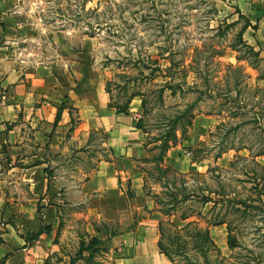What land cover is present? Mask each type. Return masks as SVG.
<instances>
[{
    "label": "rangeland",
    "instance_id": "rangeland-1",
    "mask_svg": "<svg viewBox=\"0 0 264 264\" xmlns=\"http://www.w3.org/2000/svg\"><path fill=\"white\" fill-rule=\"evenodd\" d=\"M16 1L17 58L58 73L74 69L75 63L92 66L108 92V106L123 107L138 94L137 119L149 149L170 130L186 129L169 153L176 173L194 175L189 185L197 194L205 195L207 189L222 192L225 184L229 198L247 200L245 208L236 207L240 214L230 212L236 219L233 251L226 243L225 226L209 228L224 264H264V50L246 45L243 21L231 23L226 8L230 0ZM88 150L91 160L109 158L102 133L90 135ZM195 152L203 159L190 170ZM90 169H53L67 180L68 188L59 214L63 251L70 264H113L117 252L103 244L91 253L83 250L89 240L86 222L78 214L83 205L69 187L84 180L81 174ZM173 180L178 190L184 188L182 179ZM152 181L149 178L146 189L150 196L131 201L115 225L135 224L137 208L153 203L152 194L160 190ZM192 201L186 204V214L192 210L210 216L212 203L201 207ZM180 214L161 218L162 245L175 264L202 262L192 239L170 224H206L196 217L181 222Z\"/></svg>",
    "mask_w": 264,
    "mask_h": 264
},
{
    "label": "crops",
    "instance_id": "crops-1",
    "mask_svg": "<svg viewBox=\"0 0 264 264\" xmlns=\"http://www.w3.org/2000/svg\"><path fill=\"white\" fill-rule=\"evenodd\" d=\"M227 5L231 23L247 25L241 32L246 45L264 50V0ZM17 8L16 0H0V260L70 264L59 218L67 180L53 169L90 165L81 174L84 180L69 187L83 205L78 214L89 239L117 252L113 264H171L158 248L162 216L154 202L137 208L135 224L115 225L131 201L148 197L142 169L150 168L156 152L136 128L140 101L132 98L128 115L118 114L108 106L104 83L92 66L75 63L58 73L17 58ZM95 133L105 136L108 159L91 160ZM171 148L161 166L177 172ZM191 163L190 170L200 161ZM105 221L114 224L107 227Z\"/></svg>",
    "mask_w": 264,
    "mask_h": 264
},
{
    "label": "trees",
    "instance_id": "trees-1",
    "mask_svg": "<svg viewBox=\"0 0 264 264\" xmlns=\"http://www.w3.org/2000/svg\"><path fill=\"white\" fill-rule=\"evenodd\" d=\"M247 27V25L243 26L241 28V32ZM252 51V50H250ZM107 92V91H106ZM108 93V92H107ZM139 96L138 94H133L130 98V100L134 97ZM123 107L119 106H109L110 108H113L116 113L118 114H124L128 115V104ZM143 106V101H141V107ZM192 120V117H191ZM175 122H178L177 120ZM141 120H138L136 122V128L140 130L142 133H147L143 130L141 127ZM187 128L191 126V121L187 123ZM186 129H179V131L174 132L173 130H170L166 134H164L165 137L158 139L154 142L153 151H156V155L151 159L150 161V168L142 169V172L144 174V180L146 183V186L144 185V190L146 191L147 183L149 178H151L152 184H158L159 186V193L158 194H152L151 198L154 202V205L157 208V211L161 214L162 217H172L175 216V213H178L180 211V216L178 217L181 222H187L189 219L196 217L198 221L202 220L204 224H206V227H202L198 224V222L190 221L187 222L183 227L179 228L177 224L171 223L170 227H173L177 233H183L185 236H188L192 239L194 243V250L200 255L201 261L195 260L192 262V264H224L226 261L221 256V253L219 249L214 244L213 240L210 237L209 234V228L210 227H218V226H225L226 227V243L230 251H233L237 247V238L235 237V226L234 221L236 220L234 217L231 218L230 212L233 211L238 214H240V211L238 206H243L245 208L246 201L236 199V198H229L228 195H231L229 192L226 193L224 186L225 184H221L220 188L221 191H211L210 189H207L206 194H197L196 191L193 190L192 186L189 185V178L194 176H185L183 174H178L174 171H172L169 168H164L161 166L163 157L165 153L168 151L169 148L174 146L177 142V135L183 136ZM159 143V144H157ZM222 153H218L216 155L215 159H218L221 156ZM203 159V156L201 154H198L195 152L192 157L193 162H198ZM173 178L182 179L183 182V189L178 190L176 188L175 182ZM147 192V191H146ZM146 195H149V192H147ZM216 198H214V197ZM195 200L194 203H198L201 207H205L206 205L212 203V207L210 208L211 213L208 218L202 217L200 212H192L190 210L191 214H186L187 206L186 204L192 203ZM182 206V208H181ZM222 208V212L219 209ZM236 208V209H234ZM216 210H218L217 213H214ZM159 230V243L158 248L162 254H164L168 260L171 262V264H175L174 258L172 257L171 253L166 250V248L162 245V239L165 238L164 236V230H163V223L162 221L159 222L158 225ZM97 245H100V241L96 238H90L88 242L86 243V246H82L83 250L85 251H91L93 248ZM0 264H4V260H0Z\"/></svg>",
    "mask_w": 264,
    "mask_h": 264
}]
</instances>
